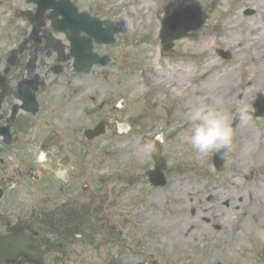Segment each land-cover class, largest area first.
<instances>
[{"label":"rangeland","instance_id":"1","mask_svg":"<svg viewBox=\"0 0 264 264\" xmlns=\"http://www.w3.org/2000/svg\"><path fill=\"white\" fill-rule=\"evenodd\" d=\"M71 1L79 11L115 23L116 45L94 47L113 61L106 67L94 66L87 74H75L71 60L68 69L53 76L48 67L54 65L56 54L45 57L47 50L41 53L36 69L42 74L44 69L47 75L43 74L46 85L37 94L39 112L34 117L18 114L12 128L13 135L19 136L17 143L5 146L0 139V186L5 191L0 200V234L6 233L7 222L28 220L32 213L47 223H60L58 227L66 230L68 219L61 223L55 212L71 208V216L79 217L71 234L58 227L50 231L35 227L45 264H264V214L245 197L257 186L264 187V159L256 165V155L247 154L246 173L239 180L243 190H235L231 181L221 182L233 169L242 145L248 141L251 149H258L264 135V118L252 117L256 93L264 94V40L260 38L261 44L250 45L247 51H239L236 42L226 44V18L234 14L246 24L264 25V0H176L175 6L172 0H153L149 4L151 25L142 18L121 24L124 21L118 16L134 7L132 4ZM187 5L199 6L207 21L176 40L173 54L164 57L158 37L160 22ZM26 9L33 10L34 5L24 0H0V71L9 51L20 43L22 30L30 32V22L19 12ZM45 29L52 30L49 23ZM235 33L237 38L244 35L241 25ZM54 36L68 46L63 34ZM218 49L231 53L230 58L222 59ZM205 60L217 64V71L227 68L232 72L228 83L219 85V91L211 96L212 107L225 113L235 133L233 149L220 168L213 166V153H199L181 141V136L190 132L189 96L176 93L174 84L169 89L156 84L164 83L160 80L166 79L167 69L168 73L174 71L168 81L177 77L198 84L200 78L194 73ZM21 63L11 70L10 84L23 73ZM13 102V98L5 99L0 114L8 115ZM241 106L248 110L247 122L237 115ZM100 120L108 122L105 133L86 140L82 130ZM148 140L160 148L165 160L164 187L151 186L145 175L154 168L150 152L144 150ZM49 157L53 168L61 167V173L69 168L70 180L63 183L60 176L56 186L58 178L51 174L56 168L44 172L49 173L47 177L41 175V164ZM36 175L41 177L33 179ZM180 181L190 185L185 205L193 228L190 237L183 236L189 243L182 240L186 247L181 251V245L165 241L169 233L162 226L173 214L171 187ZM207 183H212V190L206 188ZM67 191L75 196L69 198ZM79 206L88 207L87 211L92 208V215L76 210Z\"/></svg>","mask_w":264,"mask_h":264},{"label":"water","instance_id":"2","mask_svg":"<svg viewBox=\"0 0 264 264\" xmlns=\"http://www.w3.org/2000/svg\"><path fill=\"white\" fill-rule=\"evenodd\" d=\"M34 2L37 6L36 12H26L25 15L33 24V31L31 39L34 41L30 58L26 63L27 78H22L17 81L16 85L9 86L6 74L11 65H14L13 60H8L9 63L4 71V75H0V109L6 96H13L19 103H15L11 107L9 117H6V124L0 126V137L3 138V143L8 145L16 140L11 136V126L15 120L16 114L19 110L30 112L33 116L38 111V103L36 100V91L41 82L39 76L33 74L35 69V62L37 61V48L41 42L38 37V32L41 26L45 24V18L51 20V26L56 31H63L66 34L68 41L71 43V55L73 57V68L75 72L88 71L95 63L105 64L108 61V56H100L92 52V38L96 43L115 44L114 35L116 30L112 23L104 22L105 27L102 28V22L96 21L94 18L85 13L78 14L75 7L67 0H27ZM70 4V5H69ZM47 10H51L48 15H45ZM61 15V20L57 19ZM207 18L205 13L200 12L199 8L188 7L183 12L174 15L162 22L160 32V40L162 53L165 55L171 53L173 41L184 37L189 31L196 30ZM81 32H86L89 37H80ZM46 45L44 48H50L51 51H56L59 54L58 62L65 61L64 47L56 44V40L46 37ZM25 48L21 47L19 52ZM17 51H13L12 54ZM14 59V58H13ZM61 71L59 63L53 67V73L58 74ZM258 111L264 114V100L258 101ZM104 133V122H99L93 129L84 131L87 139H92L99 134ZM156 168L148 172L149 181L152 185L158 186L163 183L164 174L161 172L163 160L159 156V151L152 152ZM224 159H221L218 154H214L215 166H220ZM2 197V190L0 189V198ZM28 224L24 221H18L10 227V233L0 238V264H13L16 258L20 256L21 262H28L31 264L42 263V251L38 249V240L31 237L28 233Z\"/></svg>","mask_w":264,"mask_h":264},{"label":"bare ground","instance_id":"3","mask_svg":"<svg viewBox=\"0 0 264 264\" xmlns=\"http://www.w3.org/2000/svg\"><path fill=\"white\" fill-rule=\"evenodd\" d=\"M117 1L120 4H124V3L126 5L132 4V6H134L131 9L128 8L124 9L123 12L118 16L119 18H122V20L124 21L123 23L120 22L122 25H124V23L126 24L127 20L129 21L140 18L146 19L148 20L150 25L152 24L151 19L153 13L151 12L149 4H151L150 2L151 1L153 2V0H117ZM244 1L260 3L259 0H244ZM171 4L175 6L177 5V1L172 0ZM258 8H259V4H258ZM140 11H142V13H139ZM241 18L237 17L234 14L226 18L227 24L225 26L227 31L224 32L226 34L223 37L226 44H234L236 42L237 43V44L235 43L236 46L240 47L238 48L239 51H247L250 45H253L252 47H255V45L259 46L261 44L260 38L264 40V25H262V22L259 23L257 22L255 24L253 23L254 25L246 24L242 22ZM240 25L242 31L244 32V35L241 36L240 38H237L238 35L235 32L237 31V28ZM257 27H260V30ZM254 28L257 29L253 30ZM252 34L254 35V37L252 36ZM242 40H243V44H241ZM216 67L217 64H215L214 62L211 63V61L209 60H205L203 63H201L200 66L198 67L199 70L194 73L195 76L200 78L198 84L196 83L193 84V82L190 80H185V81L179 80L177 77L173 80L171 79L170 81H168V79H170V76L172 77L174 74V71H170V73H168L169 71L168 69L164 70L166 74L165 75L166 79L164 80L159 79L160 78L159 75L161 76L164 73L158 72L159 78L157 81L158 82L159 80L164 81V83L162 84L156 83V84L160 85V88L162 89L166 87L167 89H169L170 87L169 85L174 84L176 86L174 88V91L176 93L187 97L189 96L188 103L186 104V106L189 108L188 111H190L194 107L199 106L200 104H207L209 106H212L211 96L215 95L219 91L218 90L219 85L228 83L226 82V79H228V77H231L232 75L231 70H228L227 68H223L222 70L217 71L215 70ZM180 71H182V68L180 69ZM176 72H178L177 69ZM192 84L194 85L193 87ZM196 96L197 98H199L198 100L197 98H194ZM203 100H205L206 102L202 103ZM243 128L244 130L247 129L246 126H244ZM240 131L241 130L239 129V132ZM257 148L258 149L255 148L251 149L248 141L247 144L242 145V147L240 148L241 150L235 156L233 169L232 170L229 169L222 176L221 182L226 183L225 182L226 180L231 181V184L233 185L235 190L237 187L243 190L242 182L239 180L246 173L244 167L247 165V161H246L247 154L251 153L254 156L256 155L255 164L256 165L261 164L262 160L264 159V135L261 138V143L259 147ZM58 175L60 176L61 173H59ZM211 184L212 183H207L206 188L211 189L212 186ZM189 188L190 185L188 183L185 184L182 181L175 183L173 187H171L170 195H172V200H173V210H172L173 214L169 218V222H167L166 225L162 224V226H164V228H166V230L169 233L167 237L168 239H166L165 241L169 243H173V245L175 246L181 245V247H178L180 249L179 251L183 250V248L186 247L181 243V241L183 240L189 243V239L187 240L185 237L188 238L190 237L189 235L193 233V228H191L190 226L191 218L189 215H187L188 210L185 205V193ZM257 188L258 189H256L255 192L249 191L248 194L245 195V197L246 199L249 198L248 201L252 202L254 209H258L264 214V187L257 186ZM213 190L216 192L215 189ZM196 217L197 214H194V218ZM148 222H150V220H148ZM163 242L164 241L156 242L155 244L156 246L157 245L160 246Z\"/></svg>","mask_w":264,"mask_h":264},{"label":"clouds","instance_id":"4","mask_svg":"<svg viewBox=\"0 0 264 264\" xmlns=\"http://www.w3.org/2000/svg\"><path fill=\"white\" fill-rule=\"evenodd\" d=\"M239 119L247 122L250 118L245 106L236 109ZM190 132L181 136V141L188 143L199 153L218 154L226 159L233 149L234 130L225 113L216 107L200 104L187 114ZM146 152L155 151L152 142L145 145Z\"/></svg>","mask_w":264,"mask_h":264},{"label":"flooded vegetation","instance_id":"5","mask_svg":"<svg viewBox=\"0 0 264 264\" xmlns=\"http://www.w3.org/2000/svg\"><path fill=\"white\" fill-rule=\"evenodd\" d=\"M54 168H56V167H54ZM53 168V169H54ZM59 168L61 169V167L59 166L58 167V169L56 168L51 174L53 175V176H55V177H57L58 176V174L59 173H61L60 172V170H59ZM67 169V171H68V173L65 175V177L67 178V179H63V178H60V179H62V182L63 183H66V181L69 179H71V177H70V175H71V171L69 170V168H66ZM61 176V175H60ZM58 178V177H57ZM59 179V180H60ZM61 181V180H60ZM67 194L69 195V198L70 197H74L75 195L72 193V192H70V191H67ZM56 202H58V200H55V203ZM73 205V207L75 208V207H77V204H72ZM81 209H83L82 208V206L80 207L79 206V208H77L76 210H79V211H81ZM71 210V208L68 210V212ZM89 211V215H92V208L90 209V210H88ZM58 212V213H57ZM66 210H58V211H56L55 213H57L56 214V216H58L59 218V221H61V219H62V217H64V214H66ZM64 213V214H63ZM29 219H31V221H30V223H32L31 224V228H33L34 230L33 231H35V232H37V233H39L37 230H36V228L35 227H42L41 226V222L42 223H44L42 220H44V221H46V219L44 218V217H41V216H37V215H34L33 213H32V217H29ZM38 225V226H37ZM48 225L50 226V227H52V228H55V226L53 225V224H51V221L49 222L48 221ZM76 225V224H75ZM42 247V246H41Z\"/></svg>","mask_w":264,"mask_h":264}]
</instances>
